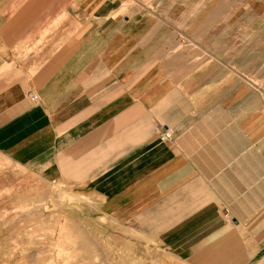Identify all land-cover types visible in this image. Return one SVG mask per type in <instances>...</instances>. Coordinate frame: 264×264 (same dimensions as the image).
I'll return each mask as SVG.
<instances>
[{
	"label": "crops",
	"instance_id": "crops-1",
	"mask_svg": "<svg viewBox=\"0 0 264 264\" xmlns=\"http://www.w3.org/2000/svg\"><path fill=\"white\" fill-rule=\"evenodd\" d=\"M252 40L264 0H0L3 185L178 264H264Z\"/></svg>",
	"mask_w": 264,
	"mask_h": 264
},
{
	"label": "rangeland",
	"instance_id": "rangeland-1",
	"mask_svg": "<svg viewBox=\"0 0 264 264\" xmlns=\"http://www.w3.org/2000/svg\"><path fill=\"white\" fill-rule=\"evenodd\" d=\"M253 40L251 68L264 52ZM2 181L0 264H178L141 241L103 240L81 204H46L48 193L8 192Z\"/></svg>",
	"mask_w": 264,
	"mask_h": 264
},
{
	"label": "built area",
	"instance_id": "built-area-1",
	"mask_svg": "<svg viewBox=\"0 0 264 264\" xmlns=\"http://www.w3.org/2000/svg\"><path fill=\"white\" fill-rule=\"evenodd\" d=\"M32 98H33L34 100H36V96H33ZM169 137H170V135H169V133H168V130H165V131L160 135L159 140H160L161 142H163V141L167 140Z\"/></svg>",
	"mask_w": 264,
	"mask_h": 264
}]
</instances>
